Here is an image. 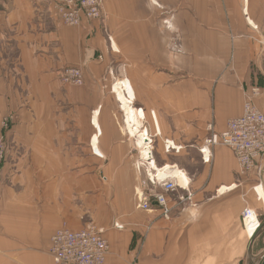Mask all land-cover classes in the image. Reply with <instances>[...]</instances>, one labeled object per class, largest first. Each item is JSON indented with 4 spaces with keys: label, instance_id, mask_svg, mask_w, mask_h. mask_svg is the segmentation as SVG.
<instances>
[{
    "label": "crops",
    "instance_id": "1",
    "mask_svg": "<svg viewBox=\"0 0 264 264\" xmlns=\"http://www.w3.org/2000/svg\"><path fill=\"white\" fill-rule=\"evenodd\" d=\"M102 6L71 27L54 0H0V264H54L56 229L87 221L109 242L105 264L244 263L264 228V159L243 171L229 147L208 162L203 147L255 87L264 112V0ZM70 65L83 85L61 80ZM156 173L178 185L168 215L141 207Z\"/></svg>",
    "mask_w": 264,
    "mask_h": 264
},
{
    "label": "built area",
    "instance_id": "2",
    "mask_svg": "<svg viewBox=\"0 0 264 264\" xmlns=\"http://www.w3.org/2000/svg\"><path fill=\"white\" fill-rule=\"evenodd\" d=\"M56 5L61 20L69 25H79L83 18L92 20L101 17L100 0H56ZM167 25L170 26L169 23ZM62 79L68 83L81 85L83 83L81 69L66 67ZM259 93L258 87L252 89L249 99L244 103L243 113L229 119L223 131L216 132L211 129L203 147V150L207 149L204 152V161H210L211 147L216 145L229 147L243 171H250L260 159H264V112L252 101V98ZM2 144L3 139L0 137V164L4 156ZM168 149L173 148L168 147ZM141 183L143 187H147L150 183L153 187L161 188V190L146 189L142 192L141 207L150 209L151 202L155 201L160 210L168 215L171 206L167 193L175 191L178 185L172 179H160L157 173L152 177L148 176ZM251 216V210L244 211V219H249ZM109 253L108 240L93 223L78 230L69 227L59 228L51 238L50 254L54 264H105Z\"/></svg>",
    "mask_w": 264,
    "mask_h": 264
},
{
    "label": "rangeland",
    "instance_id": "3",
    "mask_svg": "<svg viewBox=\"0 0 264 264\" xmlns=\"http://www.w3.org/2000/svg\"><path fill=\"white\" fill-rule=\"evenodd\" d=\"M101 1V17L99 19H86V18H83V20L81 21V23L79 25H69V24H66L64 21L61 20L60 16H59V12L57 10V5H56V0H54V3H55V11H56V15H57V18L58 20L65 26H71V27H77V26H82L83 25V22L84 21H88V22H91V21H95V20H102L103 19V16H104V13H103V0H100ZM168 21L166 20L165 21V24L166 26L168 27L167 23ZM67 67H77L79 69H81V72H82V77H83V83L81 85L84 84V72H83V68L81 66H78V65H70V66H67ZM66 68V67H65ZM64 68V69H65ZM64 69L62 71V76H63V72H64ZM62 76H61V80L63 81V83L65 84H69V85H75V86H81V85H76V84H73V83H68V82H65L63 79H62ZM10 117H8L7 119H5L3 121V127L4 129H2L1 133H0V137L3 139V152H4V156H3V160L0 164V171L2 170V168L4 167L6 161H7V158H8V154H9V150H10V145H9V142H8V139H7V136L6 134L3 132L4 130H8L9 127H10ZM213 129V126L210 125L209 126V130ZM90 223H96L94 221H87L85 226L86 227L87 225H89ZM95 225V224H94ZM97 226V225H96ZM64 227H67V226H64ZM83 227V228H84ZM98 227V226H97ZM62 228V227H60ZM59 229V228H58ZM99 229V228H98ZM57 230V229H56ZM100 230V229H99ZM101 231V230H100ZM55 233V232H54ZM102 233V232H101ZM103 235V234H102ZM53 236V235H52ZM52 238V237H51ZM255 244H254V247H252L253 249H251V253H250V256L248 258L245 259L244 263L242 264H251L252 261L254 260V264H261L262 263V259H258L259 255L264 251V228H262L260 231H258V233L256 234L255 236ZM51 243V242H50ZM49 253H50V247H49ZM51 255V254H50Z\"/></svg>",
    "mask_w": 264,
    "mask_h": 264
},
{
    "label": "water",
    "instance_id": "4",
    "mask_svg": "<svg viewBox=\"0 0 264 264\" xmlns=\"http://www.w3.org/2000/svg\"><path fill=\"white\" fill-rule=\"evenodd\" d=\"M254 242V238L252 240V244ZM250 249H252V245L250 246ZM258 259H262V263L261 264H264V251L259 255ZM251 264H254V260L252 261Z\"/></svg>",
    "mask_w": 264,
    "mask_h": 264
},
{
    "label": "bare ground",
    "instance_id": "5",
    "mask_svg": "<svg viewBox=\"0 0 264 264\" xmlns=\"http://www.w3.org/2000/svg\"><path fill=\"white\" fill-rule=\"evenodd\" d=\"M133 131L135 132L136 130H135V129H133ZM144 153H145L144 155H145V156H147V152H146V151H144ZM161 176H163V175H161ZM159 177H160V176H159Z\"/></svg>",
    "mask_w": 264,
    "mask_h": 264
}]
</instances>
